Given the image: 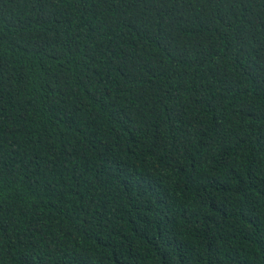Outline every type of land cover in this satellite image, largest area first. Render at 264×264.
Here are the masks:
<instances>
[{
    "label": "trees",
    "instance_id": "obj_1",
    "mask_svg": "<svg viewBox=\"0 0 264 264\" xmlns=\"http://www.w3.org/2000/svg\"><path fill=\"white\" fill-rule=\"evenodd\" d=\"M0 264H264V0H0Z\"/></svg>",
    "mask_w": 264,
    "mask_h": 264
}]
</instances>
